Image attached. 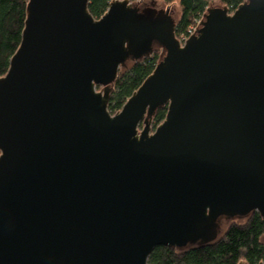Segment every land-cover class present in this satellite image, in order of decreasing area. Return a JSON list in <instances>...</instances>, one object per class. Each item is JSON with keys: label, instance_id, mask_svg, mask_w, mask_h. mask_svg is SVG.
Here are the masks:
<instances>
[{"label": "water", "instance_id": "1", "mask_svg": "<svg viewBox=\"0 0 264 264\" xmlns=\"http://www.w3.org/2000/svg\"><path fill=\"white\" fill-rule=\"evenodd\" d=\"M87 3L28 0L0 76V264H148L264 217V0L207 7L183 43L168 6ZM158 48L110 113L120 67Z\"/></svg>", "mask_w": 264, "mask_h": 264}, {"label": "trees", "instance_id": "2", "mask_svg": "<svg viewBox=\"0 0 264 264\" xmlns=\"http://www.w3.org/2000/svg\"><path fill=\"white\" fill-rule=\"evenodd\" d=\"M111 0H88L87 8L94 17H100ZM134 2L133 0H130ZM171 2L174 0H165ZM180 16L175 23V35H185L190 26L201 18L214 0H176ZM219 4L235 9L244 0H215ZM28 0H0V76L8 68L9 59L16 50L27 12ZM161 52L155 49L139 60H129L118 70L112 83L107 109L118 111L131 93L146 79L161 59ZM101 86H97V89ZM166 106H159L151 116L156 127L166 115ZM243 221L223 219L226 227L220 225L217 240L189 245L186 248L157 245L148 255V264H258L264 261V217L257 211L244 217Z\"/></svg>", "mask_w": 264, "mask_h": 264}, {"label": "rangeland", "instance_id": "3", "mask_svg": "<svg viewBox=\"0 0 264 264\" xmlns=\"http://www.w3.org/2000/svg\"><path fill=\"white\" fill-rule=\"evenodd\" d=\"M134 2H137L138 5H147V6H153L155 8H165L166 6L169 7L170 9V13L172 15V17L174 18L175 21H177V19L180 16V7L177 3L176 0L171 1V2H166L165 0H133ZM216 5H221L219 4L217 1H212L210 6H216ZM159 51L161 52V56L163 55V51L161 48H159ZM100 89V88H99ZM143 126V123L140 122L138 128L141 129V127ZM154 126H153V122H150V132L154 130ZM231 220V219H230ZM233 220H237L239 222L243 221L241 219H236L234 218ZM220 225L222 227H226L227 223H225V221L223 222V219H221L220 221Z\"/></svg>", "mask_w": 264, "mask_h": 264}, {"label": "built area", "instance_id": "4", "mask_svg": "<svg viewBox=\"0 0 264 264\" xmlns=\"http://www.w3.org/2000/svg\"><path fill=\"white\" fill-rule=\"evenodd\" d=\"M199 20H200V19H199ZM199 20L197 21L196 24H194L193 26H190V27L188 28L187 33H186L185 35H183V36L181 35L180 37H178V40H179L181 43H183L184 40H185L190 34H192V33L194 32V30H195V28H196V26H197Z\"/></svg>", "mask_w": 264, "mask_h": 264}, {"label": "flooded vegetation", "instance_id": "5", "mask_svg": "<svg viewBox=\"0 0 264 264\" xmlns=\"http://www.w3.org/2000/svg\"><path fill=\"white\" fill-rule=\"evenodd\" d=\"M142 8L147 7V5H141Z\"/></svg>", "mask_w": 264, "mask_h": 264}]
</instances>
